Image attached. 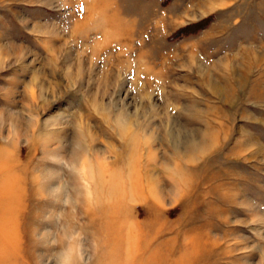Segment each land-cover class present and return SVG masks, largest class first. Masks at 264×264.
<instances>
[{"label":"rangeland","instance_id":"obj_1","mask_svg":"<svg viewBox=\"0 0 264 264\" xmlns=\"http://www.w3.org/2000/svg\"><path fill=\"white\" fill-rule=\"evenodd\" d=\"M0 264H264V0H0Z\"/></svg>","mask_w":264,"mask_h":264}]
</instances>
